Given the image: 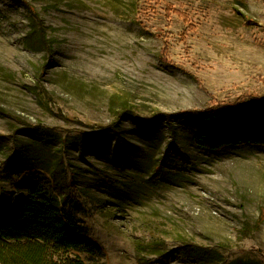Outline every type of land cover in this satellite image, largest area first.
I'll return each instance as SVG.
<instances>
[{
	"label": "rangeland",
	"instance_id": "obj_1",
	"mask_svg": "<svg viewBox=\"0 0 264 264\" xmlns=\"http://www.w3.org/2000/svg\"><path fill=\"white\" fill-rule=\"evenodd\" d=\"M244 94L264 0H0V206L49 187L86 264H264V144L181 113Z\"/></svg>",
	"mask_w": 264,
	"mask_h": 264
},
{
	"label": "trees",
	"instance_id": "obj_2",
	"mask_svg": "<svg viewBox=\"0 0 264 264\" xmlns=\"http://www.w3.org/2000/svg\"><path fill=\"white\" fill-rule=\"evenodd\" d=\"M32 33L31 30L25 37L29 47L39 44ZM244 99L260 103L256 107H243ZM181 113L189 114L203 132L201 145L211 150L245 142L264 144V96L244 94L234 103ZM21 190L20 197H12L0 206V263L86 264L73 250L91 239L73 228L74 221L61 209L58 195L49 187L36 185H23Z\"/></svg>",
	"mask_w": 264,
	"mask_h": 264
},
{
	"label": "water",
	"instance_id": "obj_3",
	"mask_svg": "<svg viewBox=\"0 0 264 264\" xmlns=\"http://www.w3.org/2000/svg\"><path fill=\"white\" fill-rule=\"evenodd\" d=\"M20 195H21V194H20ZM20 195H16V196H14L13 199H14V198H18V197H20ZM13 199H11L10 203L13 201ZM10 203H9V204H10Z\"/></svg>",
	"mask_w": 264,
	"mask_h": 264
}]
</instances>
